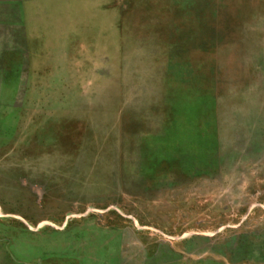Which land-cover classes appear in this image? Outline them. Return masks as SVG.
I'll return each mask as SVG.
<instances>
[{"label": "rangeland", "instance_id": "374dc122", "mask_svg": "<svg viewBox=\"0 0 264 264\" xmlns=\"http://www.w3.org/2000/svg\"><path fill=\"white\" fill-rule=\"evenodd\" d=\"M0 264H264V0H0Z\"/></svg>", "mask_w": 264, "mask_h": 264}]
</instances>
